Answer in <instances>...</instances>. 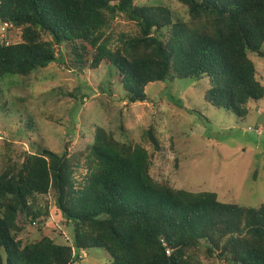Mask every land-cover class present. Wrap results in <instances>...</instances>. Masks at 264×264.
Segmentation results:
<instances>
[{"label":"trees","instance_id":"1","mask_svg":"<svg viewBox=\"0 0 264 264\" xmlns=\"http://www.w3.org/2000/svg\"><path fill=\"white\" fill-rule=\"evenodd\" d=\"M174 1L187 19L136 0H0L2 24L21 30L17 43L0 36V79L29 76L58 59L76 71L107 64L130 103L146 102L154 82L208 80L206 101L245 123L264 99L251 57H264V0ZM121 16L132 30H114ZM146 137L161 150L154 127ZM22 156L8 155L0 173V264H75L90 249L107 252L109 264H205L203 252L228 264H264V202L248 207L159 181L144 145L103 126L81 152ZM51 192L74 225L72 244L19 237L27 221L48 220L35 199Z\"/></svg>","mask_w":264,"mask_h":264},{"label":"rangeland","instance_id":"2","mask_svg":"<svg viewBox=\"0 0 264 264\" xmlns=\"http://www.w3.org/2000/svg\"><path fill=\"white\" fill-rule=\"evenodd\" d=\"M136 4H165L172 7L177 19L188 18L187 9L174 0H136ZM114 27L116 32L132 30L133 24L121 16ZM0 36L9 43H17L21 41V30L0 21ZM251 57L264 83V57ZM117 74L112 65L76 71L58 59L29 76L1 78L0 173L8 155L22 160L25 152L36 153L46 148L57 153L81 152L92 143L95 127L100 125L121 141L144 145L151 155V172L157 180L190 191H214L222 201L261 206L264 99L253 105L251 115L241 123L235 115L206 101L208 80L154 82L146 87V102L130 103ZM151 127L161 150L146 137ZM86 170L80 169L78 177L83 179ZM35 202L50 217L47 220L44 216V223L27 221L19 237L36 240L49 236L60 244H72L74 225L66 223L54 193L37 195ZM86 253L75 264L111 261L102 249ZM202 260L205 264H228L205 252Z\"/></svg>","mask_w":264,"mask_h":264},{"label":"built area","instance_id":"3","mask_svg":"<svg viewBox=\"0 0 264 264\" xmlns=\"http://www.w3.org/2000/svg\"><path fill=\"white\" fill-rule=\"evenodd\" d=\"M7 25H8V24H7ZM7 25L5 24V26H7ZM83 255L85 256V255H86V253H84Z\"/></svg>","mask_w":264,"mask_h":264}]
</instances>
